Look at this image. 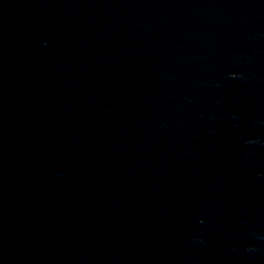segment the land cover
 Listing matches in <instances>:
<instances>
[{"label": "water", "instance_id": "obj_1", "mask_svg": "<svg viewBox=\"0 0 264 264\" xmlns=\"http://www.w3.org/2000/svg\"><path fill=\"white\" fill-rule=\"evenodd\" d=\"M218 264H264V140Z\"/></svg>", "mask_w": 264, "mask_h": 264}]
</instances>
